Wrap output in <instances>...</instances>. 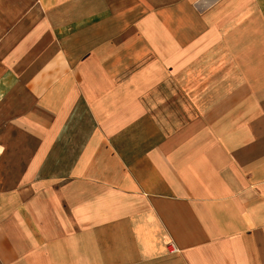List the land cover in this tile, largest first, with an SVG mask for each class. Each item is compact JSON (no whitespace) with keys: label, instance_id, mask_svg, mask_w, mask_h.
Instances as JSON below:
<instances>
[{"label":"crops","instance_id":"1","mask_svg":"<svg viewBox=\"0 0 264 264\" xmlns=\"http://www.w3.org/2000/svg\"><path fill=\"white\" fill-rule=\"evenodd\" d=\"M0 264H264V0H0Z\"/></svg>","mask_w":264,"mask_h":264},{"label":"built area","instance_id":"2","mask_svg":"<svg viewBox=\"0 0 264 264\" xmlns=\"http://www.w3.org/2000/svg\"><path fill=\"white\" fill-rule=\"evenodd\" d=\"M170 250H171V252H175L176 251L173 247H171Z\"/></svg>","mask_w":264,"mask_h":264}]
</instances>
